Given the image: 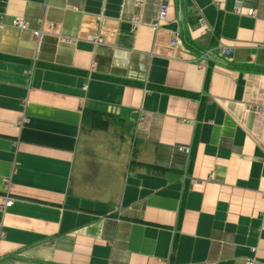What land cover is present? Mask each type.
I'll return each mask as SVG.
<instances>
[{"label":"crops","instance_id":"0c3cea01","mask_svg":"<svg viewBox=\"0 0 264 264\" xmlns=\"http://www.w3.org/2000/svg\"><path fill=\"white\" fill-rule=\"evenodd\" d=\"M166 2L0 0V264H264V0Z\"/></svg>","mask_w":264,"mask_h":264},{"label":"built area","instance_id":"2783aa9c","mask_svg":"<svg viewBox=\"0 0 264 264\" xmlns=\"http://www.w3.org/2000/svg\"><path fill=\"white\" fill-rule=\"evenodd\" d=\"M166 1L164 0V3L161 6L157 21L152 25L154 27V29H157L160 26V23L162 21H164L165 18H166L167 11H168V5H167ZM240 11H241V6L236 7V12L240 13ZM254 14H255V11L253 9H250V10L246 11V15H248V16L253 17ZM12 24H13L14 27H16V28H18V29H20L22 31L28 30L27 24L25 22H23V21L15 20V21H13ZM138 24H139V20L135 19L134 22H133L134 28H136L138 26ZM41 35H42V32H40V31H34L33 32V36L36 39H39L41 37ZM180 38H181L180 37V33L178 31L176 33H174L172 41H171V44H172V46L174 48H179L180 47V40H181ZM92 42L95 45H102L103 44L102 43V39L100 37L93 39ZM220 53H221V55H223L227 59H230V57H231V50L228 47H220ZM180 149L182 150V148H180ZM4 182L6 183L7 186L10 185L9 179H5ZM13 201L14 200L12 198L6 197L4 199V203L2 205V209H6V208L12 206L13 205Z\"/></svg>","mask_w":264,"mask_h":264},{"label":"trees","instance_id":"16d2710c","mask_svg":"<svg viewBox=\"0 0 264 264\" xmlns=\"http://www.w3.org/2000/svg\"><path fill=\"white\" fill-rule=\"evenodd\" d=\"M108 115L94 111H86L84 113L83 128L85 131L105 130L108 128L110 120Z\"/></svg>","mask_w":264,"mask_h":264},{"label":"rangeland","instance_id":"374dc122","mask_svg":"<svg viewBox=\"0 0 264 264\" xmlns=\"http://www.w3.org/2000/svg\"><path fill=\"white\" fill-rule=\"evenodd\" d=\"M99 135L100 137H103L106 139V142L101 144L100 143V140H96V141H92L90 142V146L91 147H95L96 149H99L100 147H102L103 149H109V146H110V143L113 144L115 147V151H119L120 154H122L124 156V149H125V145H122L120 142H119V139H117L116 137L114 138L113 137V133L110 131V132H100V134H97ZM95 137H98V136H95ZM122 145V146H121ZM128 152V150H127Z\"/></svg>","mask_w":264,"mask_h":264}]
</instances>
